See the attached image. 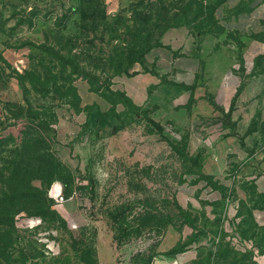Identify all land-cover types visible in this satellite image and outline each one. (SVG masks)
I'll use <instances>...</instances> for the list:
<instances>
[{"label": "rangeland", "instance_id": "obj_1", "mask_svg": "<svg viewBox=\"0 0 264 264\" xmlns=\"http://www.w3.org/2000/svg\"><path fill=\"white\" fill-rule=\"evenodd\" d=\"M182 24L216 28L199 0H0V264H264L228 242L262 230L263 199L205 179L183 207L202 174L182 115L165 132L119 90Z\"/></svg>", "mask_w": 264, "mask_h": 264}, {"label": "crops", "instance_id": "obj_2", "mask_svg": "<svg viewBox=\"0 0 264 264\" xmlns=\"http://www.w3.org/2000/svg\"><path fill=\"white\" fill-rule=\"evenodd\" d=\"M199 1L213 11L216 28H170L147 53L145 69L119 80L118 87L140 112L162 114L165 132L174 122L172 112L182 115L176 120L182 123L178 136L187 141L190 169L203 175L191 176L195 182L179 191L183 207L202 194L205 179L222 187L214 189L219 198L253 203L264 196V0ZM255 218L262 230H246L247 238L232 234L227 241L264 262V211H256ZM195 262L191 249L170 264Z\"/></svg>", "mask_w": 264, "mask_h": 264}, {"label": "built area", "instance_id": "obj_3", "mask_svg": "<svg viewBox=\"0 0 264 264\" xmlns=\"http://www.w3.org/2000/svg\"><path fill=\"white\" fill-rule=\"evenodd\" d=\"M51 197L55 199L56 202L60 203L64 201V197L62 195V192L60 190V186L58 185V183H56L53 186V189L51 191Z\"/></svg>", "mask_w": 264, "mask_h": 264}, {"label": "trees", "instance_id": "obj_4", "mask_svg": "<svg viewBox=\"0 0 264 264\" xmlns=\"http://www.w3.org/2000/svg\"><path fill=\"white\" fill-rule=\"evenodd\" d=\"M151 51V50H150ZM126 96V95H125ZM126 98L129 100V102H131L132 103V101L126 96ZM133 104V103H132ZM135 106V105H134ZM136 107V106H135ZM261 199H263V201H264V196H261L260 197V199L259 200H261ZM262 201V200H261ZM198 262H196L195 264H197Z\"/></svg>", "mask_w": 264, "mask_h": 264}]
</instances>
